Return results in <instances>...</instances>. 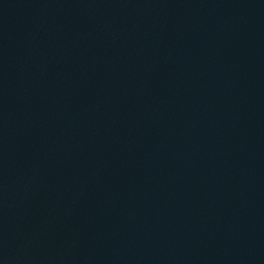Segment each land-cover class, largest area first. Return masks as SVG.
<instances>
[{
	"label": "water",
	"instance_id": "95a60500",
	"mask_svg": "<svg viewBox=\"0 0 264 264\" xmlns=\"http://www.w3.org/2000/svg\"><path fill=\"white\" fill-rule=\"evenodd\" d=\"M0 264H264V0H0Z\"/></svg>",
	"mask_w": 264,
	"mask_h": 264
}]
</instances>
